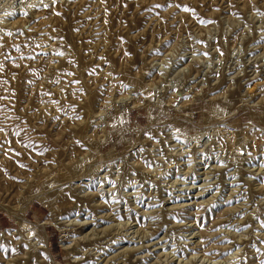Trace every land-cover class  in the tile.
Masks as SVG:
<instances>
[{"label": "rangeland", "instance_id": "rangeland-1", "mask_svg": "<svg viewBox=\"0 0 264 264\" xmlns=\"http://www.w3.org/2000/svg\"><path fill=\"white\" fill-rule=\"evenodd\" d=\"M41 257L264 264V0H0V264Z\"/></svg>", "mask_w": 264, "mask_h": 264}, {"label": "bare ground", "instance_id": "bare-ground-1", "mask_svg": "<svg viewBox=\"0 0 264 264\" xmlns=\"http://www.w3.org/2000/svg\"><path fill=\"white\" fill-rule=\"evenodd\" d=\"M20 4H21V3H20ZM79 163H80V162H79ZM20 226H21L23 229H29V228H30V227H29V224H28L27 222H25V221H21V222H20ZM32 233H34V232H33V231H32V232H28L29 235H31ZM28 234H27V235H28ZM29 235H28V236H29ZM30 240H31V239H30ZM40 253L43 254V251H41ZM41 258H43V257H41ZM43 259H44V258H43ZM43 261H45V264L47 263V262H46V259H44Z\"/></svg>", "mask_w": 264, "mask_h": 264}, {"label": "snow or ice", "instance_id": "snow-or-ice-1", "mask_svg": "<svg viewBox=\"0 0 264 264\" xmlns=\"http://www.w3.org/2000/svg\"><path fill=\"white\" fill-rule=\"evenodd\" d=\"M25 15H26V13H25ZM57 54L59 55V54H61V53H57Z\"/></svg>", "mask_w": 264, "mask_h": 264}]
</instances>
